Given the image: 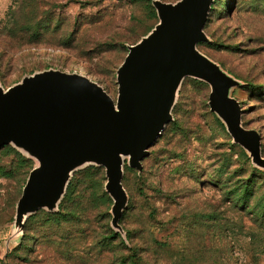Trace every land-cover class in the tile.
Here are the masks:
<instances>
[{
    "label": "rangeland",
    "instance_id": "obj_1",
    "mask_svg": "<svg viewBox=\"0 0 264 264\" xmlns=\"http://www.w3.org/2000/svg\"><path fill=\"white\" fill-rule=\"evenodd\" d=\"M151 1L0 0V86L59 69L88 76L115 98L127 45L158 21ZM54 18L57 27L45 25ZM204 30L210 40L198 48L241 82L231 96L264 158V0H214ZM209 92L185 78L142 170L124 167L121 237L110 224L104 168L95 165L73 174L68 213L50 219L39 210L14 234L15 205L36 162L1 147L0 264H264V167L232 142L209 109Z\"/></svg>",
    "mask_w": 264,
    "mask_h": 264
},
{
    "label": "water",
    "instance_id": "obj_2",
    "mask_svg": "<svg viewBox=\"0 0 264 264\" xmlns=\"http://www.w3.org/2000/svg\"><path fill=\"white\" fill-rule=\"evenodd\" d=\"M158 21L137 42L116 70L113 98L88 76L46 69L0 86V148L12 145L36 164L15 205L14 234H23L28 217L56 212L73 174L90 165L104 168L105 192L112 199L111 227L128 203L124 166L142 170V161L166 125L183 80L210 87L208 106L232 142L264 167L260 136L242 125V110L231 96L241 82L198 45L210 39L204 27L214 0H152Z\"/></svg>",
    "mask_w": 264,
    "mask_h": 264
},
{
    "label": "trees",
    "instance_id": "obj_3",
    "mask_svg": "<svg viewBox=\"0 0 264 264\" xmlns=\"http://www.w3.org/2000/svg\"><path fill=\"white\" fill-rule=\"evenodd\" d=\"M213 9V5H212V8H211V10ZM211 12V11H210ZM210 18V17H209ZM55 20V18L54 19H52V20H48V21H46L45 22V25L47 26V25H53L54 23H56V24H54V25H56V26H54V28L55 27H57V25L59 24V21L58 20H56V21H54ZM42 27V26H41ZM28 30H30L31 32L33 31V30H35V29H33V27L30 25L29 27H28ZM29 31V32H30ZM29 34V33H28ZM30 35V34H29ZM145 35V34H144ZM30 37H33V36H30ZM125 168H126V165L124 166ZM72 185V178H71V180H70V182H69V184H68V186H67V189H66V192H65V194H64V196H63V198H62V200L60 201V203H59V206H58V210L56 211V212H53V213H49V212H46L47 214H46V216L47 217H49L50 219H52L53 217H56L57 215L59 216V214H60V216H62V215H65L66 213H68V212H62V208H63V206H64V203H65V198H67L71 193H72V190H73V188H70V186ZM244 192H245V189L243 190V194H244ZM243 197V199H244V197L245 196H242ZM64 210V209H63ZM61 211V212H60ZM60 212V213H59ZM35 214V213H34ZM34 214H32V215H34ZM31 216V215H30ZM29 216V217H30ZM57 216V217H58ZM29 217H28V219H29ZM52 217V218H51ZM28 219H27V221H28ZM27 221H26V223H25V226H24V230H25V228H26V224H27ZM118 236L120 235L118 232H116V231H114ZM120 237H121V235H120ZM108 238H111V236L110 237H108ZM121 243H123V241H121ZM136 262H137V260H133V264H136Z\"/></svg>",
    "mask_w": 264,
    "mask_h": 264
}]
</instances>
